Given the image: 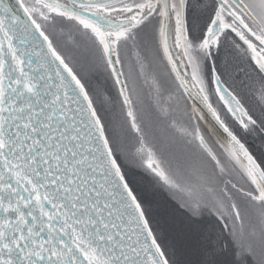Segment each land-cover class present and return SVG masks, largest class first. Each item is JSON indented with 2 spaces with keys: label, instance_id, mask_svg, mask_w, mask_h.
Wrapping results in <instances>:
<instances>
[{
  "label": "snow or ice",
  "instance_id": "1",
  "mask_svg": "<svg viewBox=\"0 0 264 264\" xmlns=\"http://www.w3.org/2000/svg\"><path fill=\"white\" fill-rule=\"evenodd\" d=\"M201 4L203 13L190 20L189 0H0V264H172L129 165L180 195L192 215L217 217L220 231L208 238L201 264H264V160L227 122L230 116L245 132H264V116L258 122L250 114L223 78L227 67L217 64L230 44L248 64L238 66L245 79L255 74L264 105V0ZM58 20L73 24L112 81L120 132L50 33ZM149 28L174 86L158 118L183 101L192 122L177 131L194 154L175 167L147 142L137 109L142 79L161 94L147 58L137 51L129 62ZM228 161L242 183L228 179L217 191ZM250 208L257 219L246 225Z\"/></svg>",
  "mask_w": 264,
  "mask_h": 264
},
{
  "label": "rangeland",
  "instance_id": "2",
  "mask_svg": "<svg viewBox=\"0 0 264 264\" xmlns=\"http://www.w3.org/2000/svg\"><path fill=\"white\" fill-rule=\"evenodd\" d=\"M191 6L192 9L196 7L193 3ZM199 7L201 13V6ZM189 13H191V10ZM49 31L55 36V42L60 49L70 58L74 70L80 73L84 81L88 84L90 90L96 93V103L97 107L101 110V113L111 120L115 130L120 132L122 117L120 115L117 91L112 86V81L108 79L103 67L98 65L95 54L90 45L85 38L76 31L73 24L67 21L58 20L54 26L49 27ZM147 32H149L148 35L146 34ZM140 35L138 37H142V42L140 43L136 41V47L131 49L129 62H134L135 53L137 51L141 53V56L146 57L145 70L148 74L149 80L156 78L159 81L161 94L157 97L150 88L149 83H146L142 79L139 82L138 87L141 97L137 103V109L141 117L143 116L142 120L146 135L148 133V136H146L147 142L159 153L170 159L175 167L178 162L184 163L186 158H191L194 154L193 147L188 145L185 138L177 131V129L182 126L188 127L192 122L189 121V116L188 113H186L183 101H181L179 105H173L167 118H158V104H163L165 107L168 106L169 94L173 91L174 86L168 77L164 65L155 58L152 46L151 29L150 31L149 29H146L144 32H141ZM238 66L239 63L237 64V68L240 70V67ZM163 74L165 75L166 80L163 78ZM213 101L214 106L219 107L217 104V98L213 97ZM151 105L154 106L155 109H153ZM145 110L149 111L152 117L151 119H147ZM262 111L264 112L263 107ZM153 116H156V118ZM230 119L231 117L229 116L227 121ZM172 122H175L176 128L171 126ZM201 128L205 131L202 124ZM176 136H178V138H176ZM134 137L135 133H132L128 138L130 144H135ZM247 140L251 142L249 139ZM253 143H255V141H252V144ZM251 146L253 148L255 147L254 145ZM262 147L264 148V143H262ZM216 150L218 155L221 154V150L218 147ZM221 158L223 159V156ZM227 165L229 175L225 176L227 179L224 177L223 180L216 181L218 186L217 191H219V188L224 187V184L228 179H232L234 183H242L237 174L238 166L234 169L231 161H228ZM129 171L136 178H138L139 174H142L151 181V193L144 195L156 220V223L153 226L157 231L159 230L162 232L161 234H158L161 244L163 245L164 241L162 236L166 235L167 231L172 238L173 245H175L176 242L179 245L181 256H184V264H201L202 260L206 258L205 248L208 244V238H215L217 234H212V231L209 228L204 226L203 223H199L198 220L196 221L194 218L195 216L181 206L180 195L172 197L165 190L155 186L152 177L144 172L143 169L136 167L135 165H129ZM196 195L199 197L200 195L208 194L197 191ZM249 214V218L245 222L246 225L249 222L255 223L257 219L256 209L250 208ZM162 225L165 228L163 231L161 230ZM163 248L165 251L167 250V247L163 246ZM169 259L172 264H177L172 258L169 257ZM228 259L229 261L232 259L230 252ZM241 264H243V262H241Z\"/></svg>",
  "mask_w": 264,
  "mask_h": 264
},
{
  "label": "flooded vegetation",
  "instance_id": "3",
  "mask_svg": "<svg viewBox=\"0 0 264 264\" xmlns=\"http://www.w3.org/2000/svg\"><path fill=\"white\" fill-rule=\"evenodd\" d=\"M190 5L193 3L196 5L193 9L190 8L191 13H189V19L191 20L192 18L199 16L203 13V7L201 4V0H189ZM202 9V12L200 13V7ZM140 35V34H139ZM141 36V35H140ZM138 42H142V37H137ZM231 61V62H230ZM239 63V66H242L243 68L247 69L248 64L244 60L243 57L239 56L231 47L230 44H225V46L221 49L219 53V57L217 59V64L218 65H225L228 69L227 74L223 77L226 81L227 84L231 86L232 90H239V89H247L248 90V97L250 98V101L254 105V109H251L250 114L253 115L254 118L258 120L259 117V110L258 107L264 108V105H261L258 102L257 95L255 93V81H256V76L255 74H252L250 78L245 79L243 77V74L238 70L237 64ZM141 97V93L139 92V99ZM139 102V100H138ZM264 116V112L263 115ZM231 127H233L234 131H236L237 135L241 138L242 142L248 145H253L252 140L249 142L247 140V133L251 134L250 132H245L242 130L239 125L233 120L230 119L227 121ZM259 131V130H258ZM260 132V131H259ZM261 135L264 137V132H260Z\"/></svg>",
  "mask_w": 264,
  "mask_h": 264
},
{
  "label": "trees",
  "instance_id": "4",
  "mask_svg": "<svg viewBox=\"0 0 264 264\" xmlns=\"http://www.w3.org/2000/svg\"><path fill=\"white\" fill-rule=\"evenodd\" d=\"M149 31H150V28H149ZM148 33L149 32H147L146 34L148 35ZM163 78L165 79L164 74H163ZM235 92L238 93L239 97L242 100V103L245 105L246 108L249 109V111H251V109H254V105L250 101V98L247 95V93H248L247 89H245V88L239 89V90H235ZM151 107L153 109H155L154 106L151 105ZM258 110L260 112L259 117H258V122H259V119L263 115V111H262L261 107H258ZM145 114H146L147 119L152 118L148 110H145ZM153 117L156 118V116H153ZM177 127H178V125H177ZM247 134H248L249 138L252 139V141H255V143H253V145L255 147L253 148L251 145H248V144H246V146L249 148L250 152H252L253 155L257 158L258 161L264 160V156H262V152H264V148L262 147V143H264V137L261 135V133L258 130L252 131L251 134H249V133H247ZM146 136H148V133ZM176 138H178V136H176ZM137 179L139 180L142 188L144 189V194H147V193L150 194L151 193V190H150V182L151 181L146 176H144L142 174H139ZM225 179H227V177H225ZM194 218L196 221L198 220L199 223H201V224L203 223L204 226L209 228L212 231V234L213 233H215V234L219 233L220 224H219V221L217 220V217L215 215L210 214L207 211H203L201 214L195 215ZM164 229L165 228L162 225L161 230L163 231ZM161 233L162 232H160L159 230L157 231V234H161ZM162 238L164 239L162 246L167 247V250L165 252L168 255V257L172 258V260L177 264H184V256L183 255L181 256V252L179 251V245L177 244V242L175 243V245H173L174 243L172 241V238H171L170 234H168L167 231H166V235L162 236ZM169 251H170V253H169Z\"/></svg>",
  "mask_w": 264,
  "mask_h": 264
},
{
  "label": "water",
  "instance_id": "5",
  "mask_svg": "<svg viewBox=\"0 0 264 264\" xmlns=\"http://www.w3.org/2000/svg\"><path fill=\"white\" fill-rule=\"evenodd\" d=\"M177 51H178V50H177ZM182 71H189V69H187V70L182 69ZM206 119L208 120V123H209V124L212 123L210 117H206ZM202 125H203V127H204V129H205V132L207 133V128H206V126H205L203 123H202ZM215 133H216L215 138H217V139H219V140H221V141H224V136H223V134L220 132L219 129H215Z\"/></svg>",
  "mask_w": 264,
  "mask_h": 264
}]
</instances>
